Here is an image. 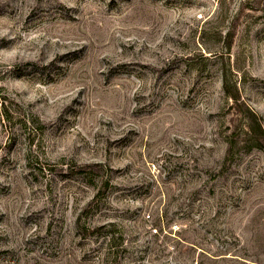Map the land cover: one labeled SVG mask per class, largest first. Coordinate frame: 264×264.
Returning <instances> with one entry per match:
<instances>
[{
  "label": "rangeland",
  "instance_id": "374dc122",
  "mask_svg": "<svg viewBox=\"0 0 264 264\" xmlns=\"http://www.w3.org/2000/svg\"><path fill=\"white\" fill-rule=\"evenodd\" d=\"M250 109L264 0H0V264H264Z\"/></svg>",
  "mask_w": 264,
  "mask_h": 264
},
{
  "label": "trees",
  "instance_id": "16d2710c",
  "mask_svg": "<svg viewBox=\"0 0 264 264\" xmlns=\"http://www.w3.org/2000/svg\"><path fill=\"white\" fill-rule=\"evenodd\" d=\"M250 112L253 115V120L248 122V133L250 134V140L253 142L252 145L260 146L262 145L261 134L264 135V126L261 122V119L256 115L254 111L250 109ZM261 142V143H260ZM260 143V144H259ZM99 196V193L96 194ZM114 238H110V241H113Z\"/></svg>",
  "mask_w": 264,
  "mask_h": 264
}]
</instances>
